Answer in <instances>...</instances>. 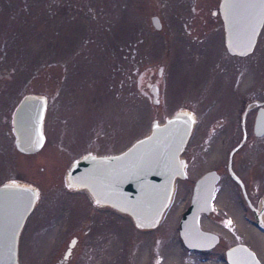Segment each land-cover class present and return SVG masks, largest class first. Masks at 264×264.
<instances>
[{
    "label": "rangeland",
    "instance_id": "374dc122",
    "mask_svg": "<svg viewBox=\"0 0 264 264\" xmlns=\"http://www.w3.org/2000/svg\"><path fill=\"white\" fill-rule=\"evenodd\" d=\"M217 1L0 0V184L37 190L18 236V264H224L223 251L239 242L264 264V233L244 217L250 210L226 172L242 121L245 140L231 164L258 208L264 132L255 136L252 122L258 102L264 105V20L252 51L231 55L211 11ZM25 94L46 98L45 140L30 154L14 147L11 123ZM178 110L193 114L180 153L185 177L174 179L155 226L140 228L67 185L74 160L120 152L148 133L153 119L162 123ZM211 168L220 178L199 224L221 240L207 252L190 250L178 220L193 180Z\"/></svg>",
    "mask_w": 264,
    "mask_h": 264
},
{
    "label": "water",
    "instance_id": "95a60500",
    "mask_svg": "<svg viewBox=\"0 0 264 264\" xmlns=\"http://www.w3.org/2000/svg\"><path fill=\"white\" fill-rule=\"evenodd\" d=\"M217 10L226 51L237 56L250 53L264 20V0H219ZM150 21L154 28L160 27L157 16H151ZM149 92L152 102L157 103L158 87L151 85ZM260 103L252 122L255 136L264 132V106ZM45 107L43 95L25 94L20 98L11 119L16 150L30 154L41 148L45 140L42 130ZM192 124V114L182 110L175 111L162 123L153 119L148 133L122 151L109 155L87 153L74 160L66 171V183L85 189L98 204L127 214L140 228H151L170 200L174 179L185 177L180 153ZM241 129L240 140L228 152L227 169L246 199L240 178L230 168L232 153L245 140L242 121ZM217 179L216 171L210 169L194 181L189 203L177 224L178 236L187 249L207 250L218 241L216 233L199 225L200 214L211 210ZM36 195V188L28 184L14 181L0 184V264H18V236ZM247 203L254 212V226L264 233V224L259 219L264 209H255ZM224 254L227 264H261L252 249L242 243L229 246Z\"/></svg>",
    "mask_w": 264,
    "mask_h": 264
},
{
    "label": "flooded vegetation",
    "instance_id": "af4514ba",
    "mask_svg": "<svg viewBox=\"0 0 264 264\" xmlns=\"http://www.w3.org/2000/svg\"><path fill=\"white\" fill-rule=\"evenodd\" d=\"M219 1V0H218ZM218 1H217V5H216V7H213V8H211V11L213 12V14H217L218 16H219V14H218V10H217V6H218ZM15 147V146H14ZM236 151V150H235ZM234 151V152H235ZM229 152V151H228ZM233 152V153H234ZM233 153H232V155H233ZM232 155H231V157H230V168H231V171H232V173L234 174L235 173V175L236 176H238L239 178H240V176L234 171V169L232 168V164H231V159H232ZM227 160H228V153H227ZM227 162L228 161H226V172H228L227 174H228V176L231 178V176H230V174H229V171H228V169H227ZM211 169H213V168H211ZM210 170V169H209ZM213 170H215L216 171V173L218 174V179H217V181H216V183L218 182V180H219V178H220V172H218L216 169H213ZM177 179V178H176ZM232 179V178H231ZM233 180V179H232ZM240 180H241V182H242V184H243V188H244V192H245V196H246V199L244 198V196L242 195V192H241V189H240V187H239V185H238V187H239V192H240V195H241V197H242V199H243V201H244V203H245V205H246V207L250 210V215H251V217H247V215H245L244 217H246V218H248V219H250L251 221H252V224L254 225V212L250 209V207H249V205H248V203H247V201L250 203V205H251V200H252V195L251 194H248L247 193V191H246V188H245V181L244 180H242L241 178H240ZM194 181L195 180H193V182H192V185H191V192H192V188H193V184H194ZM216 183H215V185H216ZM191 192H190V194H189V200H190V197H191ZM214 194H215V187H214V191H213V196H212V199L214 198ZM251 195V196H250ZM189 203V202H188ZM106 206V205H105ZM253 208H255V209H257V206H253V205H251ZM255 227V226H254ZM203 229H206V230H208L207 228H205V227H202ZM256 228V227H255ZM257 229V228H256ZM212 231V230H211ZM259 231V230H258ZM212 232H214V231H212ZM261 232V231H260ZM214 233H216V232H214ZM217 235H218V240L219 241H217V243L213 246V247H211L210 249H207V250H211L212 248H214L219 242H220V240H221V236H220V234L219 233H216ZM240 243V242H239ZM229 247V246H228ZM227 249V248H226ZM225 249V250H226ZM191 250V249H190ZM207 250H199V251H207ZM225 250L223 251V259H222V262H224V264H227L226 262H225V254H224V252H225ZM195 251H198V250H195Z\"/></svg>",
    "mask_w": 264,
    "mask_h": 264
},
{
    "label": "bare ground",
    "instance_id": "6f19581e",
    "mask_svg": "<svg viewBox=\"0 0 264 264\" xmlns=\"http://www.w3.org/2000/svg\"><path fill=\"white\" fill-rule=\"evenodd\" d=\"M249 106H252L251 104H249ZM261 106H264V105H261ZM193 115V114H192ZM228 161V160H227ZM187 172V171H186ZM228 173V172H227ZM230 174V173H229ZM235 174V173H234ZM187 177V176H186ZM173 183H174V181H173ZM94 200V199H93ZM95 201V200H94ZM96 202V201H95ZM97 203V202H96ZM213 204V203H212ZM101 205V204H100ZM258 207H262V209H264V198H262L261 199V201H260V204H259V206ZM259 219L262 221V223L264 224V210L261 212V214H260V217H259ZM134 224V223H133ZM200 225V224H199ZM219 241V240H218ZM220 243V242H219ZM202 252V251H201ZM207 252V251H206ZM11 263H12V261H11Z\"/></svg>",
    "mask_w": 264,
    "mask_h": 264
},
{
    "label": "snow or ice",
    "instance_id": "6c2138e0",
    "mask_svg": "<svg viewBox=\"0 0 264 264\" xmlns=\"http://www.w3.org/2000/svg\"><path fill=\"white\" fill-rule=\"evenodd\" d=\"M230 223V222H229Z\"/></svg>",
    "mask_w": 264,
    "mask_h": 264
}]
</instances>
